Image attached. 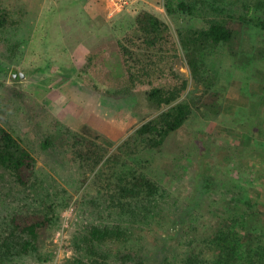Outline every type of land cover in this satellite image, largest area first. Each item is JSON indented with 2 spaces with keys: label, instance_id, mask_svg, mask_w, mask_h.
<instances>
[{
  "label": "rangeland",
  "instance_id": "374dc122",
  "mask_svg": "<svg viewBox=\"0 0 264 264\" xmlns=\"http://www.w3.org/2000/svg\"><path fill=\"white\" fill-rule=\"evenodd\" d=\"M179 1L0 0L13 20L0 28V125L10 128L36 160L28 185L0 171V264H85L93 258L111 264H182L191 251L211 264L219 252L213 237L221 230H232L228 243L241 249L247 243L244 232L254 230V245L264 247V27L256 12L247 13L248 23L240 20L235 49L223 42L203 50V85H195L179 51L175 65L189 79L183 97L210 94L219 108L193 106L161 149L137 144L165 209L149 219L131 216L126 241L96 244L98 255L85 252L77 203L83 205L85 193L96 194L98 184L116 183L114 172L127 167L113 158L119 145L169 107L156 111L150 105L147 84L128 89L123 56L113 44L141 10L165 20L176 39L182 29L206 26L205 19L176 11ZM243 1L220 0L226 8L211 14L240 18ZM71 64L84 66L83 75L69 73ZM40 68L45 70L35 71ZM21 69L30 76L14 78L13 71ZM168 78L155 82L175 84ZM81 116L90 118L80 123ZM14 212L33 215L29 222L51 218L39 232L36 250H20L19 242L29 235L13 231ZM86 220L100 221L92 214ZM126 249L136 252L133 260Z\"/></svg>",
  "mask_w": 264,
  "mask_h": 264
},
{
  "label": "trees",
  "instance_id": "16d2710c",
  "mask_svg": "<svg viewBox=\"0 0 264 264\" xmlns=\"http://www.w3.org/2000/svg\"><path fill=\"white\" fill-rule=\"evenodd\" d=\"M235 3L237 2H231V4ZM241 6L243 13L240 14V18H236V14L231 12L220 16L216 12L217 14L212 16L211 13L214 10L220 7L226 8L220 0L179 1L176 11L185 13L193 20L197 18L206 20V26L182 29L179 32V39L175 38L167 22L160 16L149 10H141L135 15L129 31L118 39L116 44H113L123 56L125 71L128 75V84H126L128 89L134 90L139 84H147L145 95L150 105L156 111L166 106L169 107L157 117L141 124L134 134L119 145L113 158L127 167L114 172L116 183L106 184L105 188L98 184L97 192L96 190L95 192L99 195L93 194L89 198L85 193L86 200L83 205L80 206L77 203L76 213L84 220L82 235L84 242L82 243L85 245V252L98 255L95 249L96 244L99 245L112 239H117L118 242L126 241L132 230L129 225L132 217L149 219L150 216L157 215L165 209L160 186L145 172L147 160L136 153L137 144L161 149L166 144L168 136L177 131L193 112V106L205 105L211 109L219 108L214 103L215 98L212 101L210 94L201 95L198 99L183 97L185 91L189 89V79L178 70L175 64L181 50L188 61L195 85H199L198 81L203 85L205 62L202 54H204V49L223 42L234 48V43L238 42L240 37L241 21L248 23L245 17L249 15L247 13L254 16V13L259 12L260 26L264 27V0H244ZM169 10L172 11L171 6ZM12 21L9 10L0 5V28L8 27ZM119 23L116 22L115 25L118 27ZM87 62L92 63V56H89ZM39 70L45 69H35V71ZM70 70L69 73H76V77L82 76L85 71L84 66L74 64L70 65ZM66 75L70 74L66 73ZM170 76L175 79L173 85L155 82L156 79L165 77L168 80ZM199 86L197 87L200 88ZM205 89L207 87H204ZM201 94L206 93L202 91ZM50 144V139L43 141L45 147ZM87 155V159L91 160V155L88 153ZM126 155L132 157V160H126ZM35 163V157L12 130L0 125V171L14 173L17 182L28 185L31 182ZM85 188L87 189L88 185ZM91 214L96 215L100 221H87L86 219ZM31 217L33 215L23 212H14L11 217L13 231L19 235H29L18 244L24 253L38 248L39 232L51 222L49 216L29 222ZM231 231L221 230L214 235L213 238L217 241L219 252L217 259L211 264H264V247L254 245L256 240L254 230H246L243 234L247 240L245 249L228 243L233 239ZM126 250H128L126 253L129 260H133V253L136 254V252ZM93 259L85 264H111L110 261L103 262ZM71 262L78 263L77 260H69L68 264H72ZM182 264L203 263L191 251Z\"/></svg>",
  "mask_w": 264,
  "mask_h": 264
},
{
  "label": "water",
  "instance_id": "95a60500",
  "mask_svg": "<svg viewBox=\"0 0 264 264\" xmlns=\"http://www.w3.org/2000/svg\"><path fill=\"white\" fill-rule=\"evenodd\" d=\"M12 76L14 78L20 77L22 79H25V78L30 76V72L28 70H25V69L15 70V71H13Z\"/></svg>",
  "mask_w": 264,
  "mask_h": 264
},
{
  "label": "crops",
  "instance_id": "0c3cea01",
  "mask_svg": "<svg viewBox=\"0 0 264 264\" xmlns=\"http://www.w3.org/2000/svg\"><path fill=\"white\" fill-rule=\"evenodd\" d=\"M43 99H45V98H43ZM71 110H72V109H71ZM73 112H74V110H73ZM75 113H76V112H75ZM76 115L79 117L78 114H76ZM89 118H90V116H87V117H82V116H81V118L79 119V121H81L80 123H84V122L88 121ZM76 119H77V118H76Z\"/></svg>",
  "mask_w": 264,
  "mask_h": 264
}]
</instances>
